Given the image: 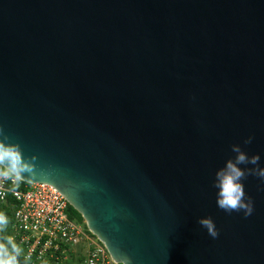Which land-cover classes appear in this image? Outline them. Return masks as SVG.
<instances>
[{
	"label": "water",
	"instance_id": "obj_1",
	"mask_svg": "<svg viewBox=\"0 0 264 264\" xmlns=\"http://www.w3.org/2000/svg\"><path fill=\"white\" fill-rule=\"evenodd\" d=\"M0 127L115 262L264 264V0H0Z\"/></svg>",
	"mask_w": 264,
	"mask_h": 264
},
{
	"label": "built area",
	"instance_id": "obj_2",
	"mask_svg": "<svg viewBox=\"0 0 264 264\" xmlns=\"http://www.w3.org/2000/svg\"><path fill=\"white\" fill-rule=\"evenodd\" d=\"M68 205L49 184L0 181V213L9 220L0 235L15 238L27 264H117L96 236L69 217Z\"/></svg>",
	"mask_w": 264,
	"mask_h": 264
},
{
	"label": "clouds",
	"instance_id": "obj_3",
	"mask_svg": "<svg viewBox=\"0 0 264 264\" xmlns=\"http://www.w3.org/2000/svg\"><path fill=\"white\" fill-rule=\"evenodd\" d=\"M9 137L5 134L3 127H0V181H11L12 185L18 187L20 184L31 183L36 179L35 165L26 159L19 144L10 143ZM252 142V137L244 141L245 144ZM232 151L236 153L235 160H229L225 166L215 173L213 187L216 191V205L225 213L242 212L244 217L252 215L254 211L253 200L246 196L243 181L246 179V172L239 165H257L259 155L249 157L242 151L239 145H233ZM36 159L35 157L32 158ZM25 174H28L25 176ZM247 175H255L264 182V168H254L247 171ZM6 215L0 213V231L8 225ZM198 223L207 231L213 239L219 233L211 217H203ZM22 249L15 242L12 236H5L0 239V264H20ZM117 264H131L127 256L117 260Z\"/></svg>",
	"mask_w": 264,
	"mask_h": 264
},
{
	"label": "trees",
	"instance_id": "obj_4",
	"mask_svg": "<svg viewBox=\"0 0 264 264\" xmlns=\"http://www.w3.org/2000/svg\"><path fill=\"white\" fill-rule=\"evenodd\" d=\"M67 212H68L69 217L72 220L76 221L79 224L84 225V227L87 228L86 224L84 222V219L81 216V214H79L72 206L68 205ZM5 236H7V235H5V234L4 235H0V239H2ZM19 259H20V264H27L21 257Z\"/></svg>",
	"mask_w": 264,
	"mask_h": 264
}]
</instances>
